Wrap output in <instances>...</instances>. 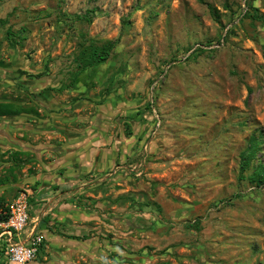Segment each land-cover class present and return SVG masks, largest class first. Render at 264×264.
Returning a JSON list of instances; mask_svg holds the SVG:
<instances>
[{
	"label": "rangeland",
	"instance_id": "1",
	"mask_svg": "<svg viewBox=\"0 0 264 264\" xmlns=\"http://www.w3.org/2000/svg\"><path fill=\"white\" fill-rule=\"evenodd\" d=\"M255 14L264 0H0V102L20 110L0 116V221L25 202L44 239L25 264L264 263V186L240 178L253 137L264 163ZM91 39L118 43L71 85Z\"/></svg>",
	"mask_w": 264,
	"mask_h": 264
},
{
	"label": "trees",
	"instance_id": "2",
	"mask_svg": "<svg viewBox=\"0 0 264 264\" xmlns=\"http://www.w3.org/2000/svg\"><path fill=\"white\" fill-rule=\"evenodd\" d=\"M209 9L211 10L212 14L216 17H218V12L215 7L212 5H208ZM252 8H254L252 6ZM95 10L88 9L84 13L83 17L90 21L92 17L94 16ZM79 16V15H78ZM258 19L264 20V14L254 15ZM118 43V39H110L106 40L103 43H97L94 39H91L90 43L86 46H83L80 48L79 53L76 56V62H77V69L73 75V78L70 81V84L72 85L74 81L77 79V77L86 69L92 68L104 61H106L113 49L116 47ZM204 51L203 47H196L191 51V53L185 58V60H189L201 52ZM42 73H38L37 76L41 75ZM108 91L105 92L104 96L108 95ZM20 110L14 109L13 105L10 103H2L0 102V116L2 115H9V114H18ZM119 122L125 121V123L129 124L128 122H132V117L129 116H121L118 117ZM259 149V140L257 138H251L249 145L241 152V158H242V164H241V175L240 178H244L245 175H243V172L250 167L252 168V171L249 175H247V178L252 182L255 183L257 186H264V163L258 162L254 165H252V161L256 155L257 150ZM238 196V195H237ZM5 218V215L0 214V220ZM69 237L72 238H79L77 236L70 235ZM0 264H4V259L0 260ZM262 264V263H260ZM264 264V263H263Z\"/></svg>",
	"mask_w": 264,
	"mask_h": 264
},
{
	"label": "built area",
	"instance_id": "3",
	"mask_svg": "<svg viewBox=\"0 0 264 264\" xmlns=\"http://www.w3.org/2000/svg\"><path fill=\"white\" fill-rule=\"evenodd\" d=\"M25 202L18 203L13 215L0 221V239L5 242L4 256L16 264L33 260L43 244V236L36 230ZM32 223V225H30Z\"/></svg>",
	"mask_w": 264,
	"mask_h": 264
},
{
	"label": "crops",
	"instance_id": "4",
	"mask_svg": "<svg viewBox=\"0 0 264 264\" xmlns=\"http://www.w3.org/2000/svg\"><path fill=\"white\" fill-rule=\"evenodd\" d=\"M33 222H35L36 225H38V218L36 216L31 215Z\"/></svg>",
	"mask_w": 264,
	"mask_h": 264
}]
</instances>
